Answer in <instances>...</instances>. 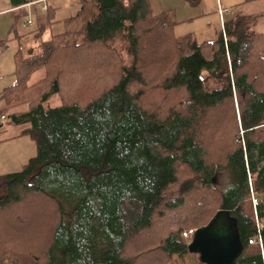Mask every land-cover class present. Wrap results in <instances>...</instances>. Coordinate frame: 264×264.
<instances>
[{
    "label": "trees",
    "instance_id": "1",
    "mask_svg": "<svg viewBox=\"0 0 264 264\" xmlns=\"http://www.w3.org/2000/svg\"><path fill=\"white\" fill-rule=\"evenodd\" d=\"M257 19L237 16L199 44L149 0H81L64 19L80 22L75 33L15 54L0 126L25 127L36 152L0 177V264H202L182 233L220 211L243 244L235 264H264V247L248 243L254 200L264 216ZM203 73L220 86L207 90Z\"/></svg>",
    "mask_w": 264,
    "mask_h": 264
},
{
    "label": "crops",
    "instance_id": "2",
    "mask_svg": "<svg viewBox=\"0 0 264 264\" xmlns=\"http://www.w3.org/2000/svg\"><path fill=\"white\" fill-rule=\"evenodd\" d=\"M80 1L27 0L24 5L14 6L11 0H0V77L5 76L6 63L10 67L11 56L14 64L15 54L19 52L22 55L21 49L24 46L30 45L31 50L37 52L40 49V42L48 40L52 34L50 29L54 30L61 25L71 23L70 20H64L71 17L69 16L70 13L61 18H56V13L62 10L71 12L70 8L78 11ZM259 1L198 0V4L192 6L186 0H149V4L153 14L165 11L170 15L172 21L176 23L174 29L177 36L191 35L200 44L212 41L225 22L235 19L237 16L255 17L257 14L253 11L258 10L259 7L256 6H258ZM252 6L256 9L253 10L254 7ZM28 12H31L34 19L35 16L38 17L37 26L30 33L25 31L27 22L24 18L21 19V15L25 16ZM261 14L264 13L260 12L259 15ZM261 20L264 22V18ZM54 21L58 22L50 24ZM9 42L13 43V49L7 47ZM28 57L26 56V58ZM5 87L1 84L0 92Z\"/></svg>",
    "mask_w": 264,
    "mask_h": 264
},
{
    "label": "rangeland",
    "instance_id": "3",
    "mask_svg": "<svg viewBox=\"0 0 264 264\" xmlns=\"http://www.w3.org/2000/svg\"><path fill=\"white\" fill-rule=\"evenodd\" d=\"M67 4H70L71 2H65ZM259 7L258 10L253 11L258 17L256 20L254 26L256 31H264V22H262L261 17H259L260 12L264 13V0H260L259 3L257 4ZM254 7V6H252ZM256 9L255 7L253 10ZM261 9V11H260ZM70 11H64L62 10L59 13H56V18H61L67 14L70 13L69 16L73 17L77 14L76 9H71ZM68 16V15H67ZM24 18L25 22H30L29 25H27L26 32L30 33L32 32L35 27L37 26L38 22V17L35 16V19L32 17L31 12H28L27 15L22 16L21 19ZM37 18V19H36ZM80 26L79 21H73L67 25H61L57 27V29H50V32H70V33H75ZM26 27V25H25ZM49 31V29H47ZM49 32V33H50ZM46 34V33H45ZM44 34V35H45ZM48 34V33H47ZM46 34V35H47ZM175 34L177 35L176 31ZM47 40V39H46ZM43 41V40H42ZM41 43V42H40ZM13 43L9 42L7 43V47L9 49H13ZM116 46L118 49L121 51V53L124 55V50H123V43L120 41L116 42ZM31 46L27 45L24 46L21 49V56L23 58H26V56L29 57H35L38 56L41 53V46L40 49H38L37 52L34 50H31ZM31 51V52H30ZM9 53V51H8ZM28 57V58H29ZM12 61L10 62V67L7 66V63L5 65L6 71H5V76L0 77V85L2 84L3 86H10L16 81V77L13 74L14 71V64H13V57L11 56ZM10 68V70H9ZM43 73L42 70L37 71L33 77L32 80L36 81L42 77ZM202 78L204 79V84L207 90H212L213 88H216L220 86L221 83L218 81H213L211 80L206 73L202 74ZM58 104V98L57 96H53L49 101H48V106H56ZM5 118L8 119L7 114H4ZM2 125L0 126V177L9 174V173H14L20 170V168L28 162L30 158H32L35 155L36 148H35V142L34 140L28 136V135H22V130L25 128L23 126H14L10 124L7 120L2 121ZM221 182V183H220ZM224 180L223 178H218L217 180V186L219 188H222L224 186ZM262 197L264 198V193L262 194ZM253 207V203H252ZM199 260V259H198ZM182 264H200L198 262H190V261H184Z\"/></svg>",
    "mask_w": 264,
    "mask_h": 264
},
{
    "label": "water",
    "instance_id": "4",
    "mask_svg": "<svg viewBox=\"0 0 264 264\" xmlns=\"http://www.w3.org/2000/svg\"><path fill=\"white\" fill-rule=\"evenodd\" d=\"M187 250L197 254L202 264H235L243 244L228 213L220 211L206 226L195 230Z\"/></svg>",
    "mask_w": 264,
    "mask_h": 264
},
{
    "label": "built area",
    "instance_id": "5",
    "mask_svg": "<svg viewBox=\"0 0 264 264\" xmlns=\"http://www.w3.org/2000/svg\"><path fill=\"white\" fill-rule=\"evenodd\" d=\"M30 22H27L26 25H29ZM1 120L3 117L0 118ZM257 202L253 201V211H254V222H255V228L256 233L255 235L248 241L249 244H256L260 247V250L262 251L264 247V240L261 236L262 231L264 230V216L260 217L256 210ZM195 230H188L182 233V237L187 240H191L192 236L194 235Z\"/></svg>",
    "mask_w": 264,
    "mask_h": 264
}]
</instances>
